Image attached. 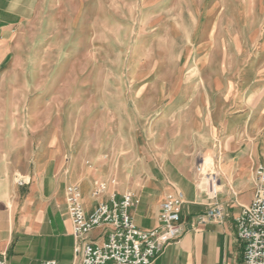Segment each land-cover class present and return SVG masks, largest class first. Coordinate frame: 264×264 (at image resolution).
Listing matches in <instances>:
<instances>
[{
    "label": "crops",
    "instance_id": "crops-1",
    "mask_svg": "<svg viewBox=\"0 0 264 264\" xmlns=\"http://www.w3.org/2000/svg\"><path fill=\"white\" fill-rule=\"evenodd\" d=\"M75 1L0 0V61L22 36L50 31L59 13L71 10ZM78 1L82 9L84 0ZM248 70L263 76L225 87L180 83L140 116L146 118L145 128L131 132L128 146L123 147L119 131L111 154L102 152L96 140H88L91 130L83 125L73 122L72 129H63L58 115L45 127L37 126L35 118L33 129L1 127L0 258L6 254L10 264L47 259L72 264L75 239L66 188L76 185L87 213L112 193L120 197L133 192L139 203L131 214L142 229L160 225L167 194H183L185 230L152 264H243L244 245L237 237L235 217L251 203L256 170L264 165V67ZM201 157L214 159L220 170L222 221L200 224L192 219L211 203L196 168ZM21 178L27 183L20 185ZM101 183L107 188L96 196ZM87 237L100 243L106 235L100 227Z\"/></svg>",
    "mask_w": 264,
    "mask_h": 264
},
{
    "label": "rangeland",
    "instance_id": "rangeland-1",
    "mask_svg": "<svg viewBox=\"0 0 264 264\" xmlns=\"http://www.w3.org/2000/svg\"><path fill=\"white\" fill-rule=\"evenodd\" d=\"M83 5L59 13L46 34L22 36L0 61V128L33 129L34 118L45 127L58 115L63 129L83 125L111 154L119 131L128 146L141 117L180 83L263 76L246 72L264 67V0Z\"/></svg>",
    "mask_w": 264,
    "mask_h": 264
},
{
    "label": "built area",
    "instance_id": "built-area-1",
    "mask_svg": "<svg viewBox=\"0 0 264 264\" xmlns=\"http://www.w3.org/2000/svg\"><path fill=\"white\" fill-rule=\"evenodd\" d=\"M200 183L211 203L202 213L193 215L196 223L222 221L225 207L218 201L220 192V170L214 159L201 157L196 165ZM26 184L25 178L18 180ZM255 194L250 204L242 206L235 217L237 237L244 245L243 264H264V165L256 170ZM101 183L94 190L99 196L106 190ZM139 198L131 191L120 197L112 193L108 200L98 201L91 213H87L82 202V192L76 185L66 188V205L72 221L75 239L72 264H152L171 242L178 240L185 228L181 220L184 203L183 194L169 193L161 204L160 225L151 229L138 227L131 214ZM104 229L106 237L100 243L87 235L96 228ZM0 264H10L6 254ZM39 264H58L55 259L42 260Z\"/></svg>",
    "mask_w": 264,
    "mask_h": 264
}]
</instances>
